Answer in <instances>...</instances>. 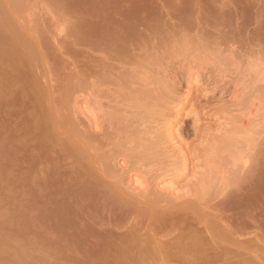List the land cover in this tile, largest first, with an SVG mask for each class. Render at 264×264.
<instances>
[{"label":"rangeland","instance_id":"obj_1","mask_svg":"<svg viewBox=\"0 0 264 264\" xmlns=\"http://www.w3.org/2000/svg\"><path fill=\"white\" fill-rule=\"evenodd\" d=\"M196 65L213 90H191L174 135L213 131L216 106L258 111L216 138L230 143L201 186L155 173ZM137 170L144 192L128 184ZM0 264H264V0H0Z\"/></svg>","mask_w":264,"mask_h":264},{"label":"bare ground","instance_id":"obj_2","mask_svg":"<svg viewBox=\"0 0 264 264\" xmlns=\"http://www.w3.org/2000/svg\"><path fill=\"white\" fill-rule=\"evenodd\" d=\"M258 46V45H257ZM256 46V47H257ZM255 47V49H256V52H255V54H253V55H251L250 54V57L251 56H253L255 59H257V60H259V58H260V61H261V58L262 57H260L261 55L260 54H262L261 52L262 51H260L259 49H258V51H257V48ZM248 57H249V54L247 55ZM248 57H246L247 59H248ZM253 57H251V58H253ZM250 58V59H251ZM192 62V61H191ZM228 63V62H227ZM197 66V65H196ZM198 67V66H197ZM189 68V67H188ZM188 68H187V71H188V76H187V78L184 80V82H185V89L183 90V92H178V91H175V92H177L175 95H176V98H173V100L175 101H173L174 103L173 104H171L172 105V107L170 106V109L172 108V114H170L169 112H167V114L165 115V118H164V126H163V128H164V132H165V134L164 135H166V142H165V144L167 143V147H170L169 148V150H170V158H168V159H166V160H164V161H167L166 163L165 162H163V161H161L162 162V164H159V166L158 167H155V169H156V171H155V173L157 174V177L159 178H161V177H164V176H167V178H172V177H174V178H179V176H183V174H187V172L188 173H190L191 174V178H190V181H194V182H198L199 183V185L201 186V185H204V179L208 176V174L211 172V171H213V170H215L216 168H218V166L217 165H219V163L220 162H218V161H220L221 160V158L219 157V156H217L218 155V153L219 152H221L222 150H221V147H220V145H219V143H222V142H218V140L219 141H221L220 140V138H218V136H221V137H223L222 135H224V137L226 138V136H227V134H226V136H225V133H229V131L230 130H233L234 131V129L235 128H243L244 129V131H245V129L247 130V126L248 125H250L251 126V124L254 122L255 123V121H256V114H257V112H255L256 111V107H253V106H255V105H252L250 108H254L255 109V111L253 110V109H250V108H246V111H244V113H240V116H241V118L240 117H236V119H234V118H232V117H230V116H228V113H226L225 112V109H224V111L221 109V108H218V106H216V107H214V106H212V108L214 107L215 109H214V112L213 113H211L210 112V115L209 116H211V114H213L214 116H216L215 117V121H216V123H217V125L215 126L216 128L214 129V128H212L211 130H213V131H210V129H208L209 127H205V125L204 126H202L201 127V125L199 124V122L197 121H194V120H197L196 119V117L198 116V114H196L197 116H195V119L193 120L195 123H193V129L191 130H188V131H186L185 133H184V136L183 137H181V135H174V133H173V131H172V127H173V125L171 126V118H170V116L171 115H173V113L175 114V115H177L178 116V114H179V112H180V108H179V104H181V103H185V102H187V99H188V97H189V94L191 93V90L194 88V87H198V88H200L201 90V92L202 93H204V95L205 94H208V92L209 91H212L213 89H210V88H208V81L206 82V80L203 78V76H202V73H201V71H200V69H199V67H198V69L196 68V69H193V66H192V69L190 68L189 70H188ZM256 69V68H255ZM222 70V69H221ZM226 77V76H225ZM173 81H175V82H177V80H174V79H172ZM220 80H222V78L220 79ZM178 83V82H177ZM219 83V82H218ZM221 83V82H220ZM174 84V83H173ZM217 85H215V87H216ZM220 86V85H219ZM218 86V87H219ZM221 87V86H220ZM222 89H224V88H222ZM221 88H220V90L221 91H223ZM193 90H197V89H193ZM199 90V89H198ZM220 91V92H221ZM220 92L219 93H217V94H220ZM224 92H226V91H224ZM224 92H222V93H224ZM235 92V91H234ZM234 92H232V93H234ZM179 93V94H178ZM221 93V94H222ZM220 94V95H221ZM231 94V93H230ZM175 95H173V97L175 96ZM215 95V94H214ZM223 95V94H222ZM222 95L220 96V97H222ZM233 95V94H232ZM216 96V95H215ZM219 96V95H218ZM207 98V97H206ZM209 98V97H208ZM210 98H213V97H210ZM219 99H221V98H219ZM204 100H205V98H204ZM209 100V99H208ZM221 101V100H220ZM223 102V101H222ZM93 103V102H92ZM91 102H90V100L88 101V99H84V101L82 102V103H80L79 104V107H80V110L82 111V113L86 116V119H87V121H88V123H89V126L93 129V130H99L100 129V123H99V121H98V117H97V114H96V109H95V107L93 106L94 104H92ZM95 103V102H94ZM207 103V102H206ZM205 102L203 103L204 105H201L202 107L203 106H205L204 107V109L205 108H207V104H206ZM202 104V103H201ZM206 104V105H205ZM223 104V103H222ZM257 104V103H256ZM209 106V105H208ZM224 106V105H223ZM250 106V105H249ZM200 107V106H199ZM210 107L211 106H209L207 109H209L210 110ZM221 107V106H220ZM218 108V109H217ZM223 108V107H222ZM202 109V108H201ZM258 109V108H257ZM205 111V110H204ZM207 111V110H206ZM198 112H200V111H198ZM202 112V111H201ZM209 112V111H208ZM208 112H206V114L208 113ZM239 113V112H238ZM202 114V113H201ZM205 114V113H204ZM205 114V115H206ZM174 116V115H173ZM176 116V117H177ZM207 116V115H206ZM213 116V117H214ZM197 118H199V117H197ZM260 119H262L261 117H259ZM198 120H200V119H198ZM260 121V120H259ZM257 122V121H256ZM102 123V122H101ZM201 123V122H200ZM253 123V124H254ZM199 124V125H198ZM208 126V125H207ZM205 127V128H204ZM252 127V126H251ZM251 127H249L248 126V129L250 128L251 130H252V128ZM249 129V130H250ZM174 130V129H173ZM236 130V129H235ZM243 131V132H244ZM246 133V132H245ZM249 134H250V132H249ZM192 135V137L190 138V136ZM245 135V134H244ZM247 135V134H246ZM230 138H232L233 137V135L232 136H230V135H228ZM250 136H253L252 134H250ZM238 136H236L233 140L235 141V143H237V142H239L238 140H240L239 139V137L237 138ZM244 137V136H243ZM190 138V139H189ZM218 140H217V139ZM228 138V137H227ZM248 138L250 139V137H249V135H248ZM247 138V139H248ZM254 138V137H253ZM244 139V138H243ZM242 139V140H243ZM226 140V139H225ZM229 140V139H228ZM228 140H226V141H224V143L225 142H227ZM164 141V140H163ZM230 141H232V140H230ZM233 141V142H234ZM241 141V140H240ZM247 141H249V140H247ZM251 141V140H250ZM229 142V141H228ZM243 142H245L244 140H243ZM242 142V144H244ZM164 143V142H163ZM230 143V142H229ZM234 143V144H235ZM246 144L245 145H247V142H245ZM232 144V143H231ZM224 146L226 145V144H223ZM230 145V144H229ZM229 145H227V146H229ZM233 145V144H232ZM236 146H233V148H232V146H231V148L232 149H234L236 152H237V150L239 149L238 148V146H240L239 145V143L238 144H235ZM249 145V144H248ZM224 146H223V148H224ZM243 145H241L240 146V148L242 147ZM165 147V146H164ZM166 147V149H168ZM226 147V146H225ZM235 147H237L238 149L236 150V148ZM227 149H230V147L229 148H227ZM227 149H225V150H227ZM168 150V151H169ZM224 150V149H223ZM231 151V150H230ZM230 151H228V152H230ZM233 151V150H232ZM231 151V152H232ZM241 151H243L242 149H241ZM241 151H239L240 153H238V154H234L233 156H231L233 153H231L230 154V156L231 157H233L232 159V161H233V163L232 162H230L231 161V159H230V157H228V161L227 162H230V165H231V163H232V165H234V164H236L238 161H239V164L241 165V163L242 164H245V166L247 165V158L249 157L248 155V157H246V156H244L245 155V153H243V152H241ZM167 152V151H166ZM234 152V151H233ZM168 153V152H167ZM235 153V152H234ZM127 156V155H126ZM229 156V155H228ZM168 157V154H167V156H166V158ZM250 158V157H249ZM127 159H129V157L127 158ZM124 160V158H123V160H122V162L121 163H119V161H118V163H119V165H120V167H121V169H128L127 168V164H128V160ZM218 159H220V160H218ZM229 159H230V161H229ZM134 160H136V159H134ZM139 160V159H138ZM195 161V163H191L190 165H192V167L191 166H188L189 165V163L190 162H192V161ZM131 161V160H130ZM140 161V160H139ZM139 161L137 162V160H136V162L134 163L133 162V164H135V166H136V168H140L141 167V161H140V163H139ZM241 162V163H240ZM249 162V161H248ZM253 164H252V166H251V171H252V173H251V179L253 180V182H254V180H255V178H256V174H257V170H256V165H257V161H256V158L254 157V159H253ZM143 163V162H142ZM164 163V164H163ZM223 163V162H222ZM132 164V163H131ZM132 164V165H133ZM224 164V163H223ZM131 165V166H132ZM232 165H231V167H232ZM128 166H130V164H128ZM138 166V167H137ZM220 166H221V164H220ZM220 166H219V168H220ZM224 166H225V164H224ZM243 166V165H242ZM242 166H241V168H242ZM244 166V167H245ZM190 167V168H189ZM222 167V166H221ZM135 168V167H134ZM218 168V169H219ZM125 169V170H126ZM152 169H149V170H151L152 171ZM218 169H216L217 171H218ZM133 170V169H132ZM143 170V169H142ZM223 170H225V169H223ZM222 169H221V171H223ZM127 171V170H126ZM128 171H130L129 169H128ZM140 171V170H139ZM151 171H149V172H151ZM215 172L216 174L219 172ZM135 172V171H134ZM137 173H132V174H130L129 172V174H128V178H129V182H128V184L131 186V187H133L134 188V190H138V191H143V189H145V181H147V179H145L146 177H144V175H143V173H141L142 171H140V172H138V170L136 171ZM153 172V171H152ZM141 173V174H140ZM145 173V172H144ZM154 173V174H155ZM227 173V172H226ZM154 174H153V177H156V176H154ZM156 177V178H157ZM208 178V177H207ZM164 179H166V178H164ZM189 179V178H188ZM167 180V179H166ZM207 180V179H206ZM189 181V183H191L192 185H193V183L192 182H190ZM209 181V180H208ZM205 183H206V181H205ZM156 186H157V184H155ZM159 185H160V187H162V189H163V191H164V189H165V191H166V189H168L169 191L171 190L172 192H174V190H175V192H177L176 191V187H175V185H172V183H171V181H168V182H165V181H163V180H161L160 182H159V184H158V186L157 187H159ZM192 185H190L191 187H192ZM194 185H195V183H194ZM198 187V186H197ZM205 187V186H204ZM190 188V187H189ZM203 188V187H202ZM201 188V189H202ZM146 189H147V187H146ZM158 189V188H157ZM193 189H194V187H193ZM192 189V190H193ZM198 189H200V187H198ZM178 190V189H177ZM187 190H189V189H187ZM168 191V192H169ZM170 191V192H171ZM184 191V190H183ZM137 192V191H136ZM144 192V191H143ZM185 192H187V191H185ZM139 193V192H138ZM189 193V192H188ZM185 194H187V193H185ZM185 194H183V196L185 195ZM238 195V194H237ZM192 239V238H191ZM195 239V238H194ZM180 245V244H179ZM183 247H185L184 245H183ZM108 249V248H107ZM118 249V248H117ZM119 251H120V249H119ZM128 259H129V257H128ZM211 259H213V258H211ZM218 259H219V257H218ZM194 260V259H193ZM197 260H198V258H197ZM214 260V259H213ZM215 261H217V260H215Z\"/></svg>","mask_w":264,"mask_h":264}]
</instances>
